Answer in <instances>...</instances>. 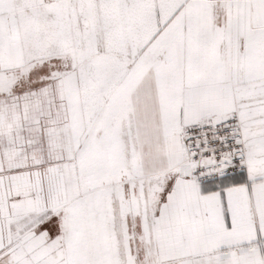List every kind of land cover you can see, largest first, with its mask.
Here are the masks:
<instances>
[{"label":"snow or ice","instance_id":"6c2138e0","mask_svg":"<svg viewBox=\"0 0 264 264\" xmlns=\"http://www.w3.org/2000/svg\"><path fill=\"white\" fill-rule=\"evenodd\" d=\"M0 264H264V0H0Z\"/></svg>","mask_w":264,"mask_h":264}]
</instances>
